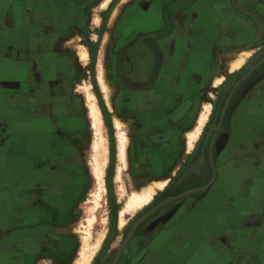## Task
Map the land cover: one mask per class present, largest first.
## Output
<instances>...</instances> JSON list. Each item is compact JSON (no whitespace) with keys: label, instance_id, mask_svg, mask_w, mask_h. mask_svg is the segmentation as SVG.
<instances>
[{"label":"crops","instance_id":"obj_1","mask_svg":"<svg viewBox=\"0 0 264 264\" xmlns=\"http://www.w3.org/2000/svg\"><path fill=\"white\" fill-rule=\"evenodd\" d=\"M237 2L264 21V0ZM112 3L119 6H112L117 21L108 33L112 54L107 68L120 89L117 97L125 116L120 118L134 132L130 142L138 153L140 177L142 62L131 64L130 55L142 51V34L164 31L158 42L165 63L154 88L160 111H177L179 143L181 138L188 143V132L199 123L205 94L213 96L229 76L235 79L250 69L235 87L213 143L217 154L231 157L221 165L217 186L179 195L205 191L207 199L197 206L176 205L144 216L124 264H264V31L233 0H0V264H21L35 251L34 232L17 233L24 213L39 211L57 225L67 217L66 196L76 193L77 176L61 165L66 161L61 154L72 146L62 123L65 104L52 106L50 97L61 96L60 86L77 77L71 40L81 38L92 23L100 24L98 9L110 11ZM120 51L129 82L136 86H123L114 74ZM241 54V67L217 85V76ZM101 68L99 62L98 72ZM14 73L21 77L10 79ZM198 165L194 159L180 182L194 175ZM35 167L42 169L36 173ZM38 238L44 249L51 245L44 235Z\"/></svg>","mask_w":264,"mask_h":264},{"label":"rangeland","instance_id":"obj_2","mask_svg":"<svg viewBox=\"0 0 264 264\" xmlns=\"http://www.w3.org/2000/svg\"><path fill=\"white\" fill-rule=\"evenodd\" d=\"M100 6L101 3L99 4V7ZM112 6L118 7L119 5L117 6L116 3H112L110 5L111 12L108 10L103 11L99 8L97 14L101 16L100 24L92 23L91 28H85L86 32L82 33L81 38H77L75 42L73 39L71 40L73 43V45H70L72 48L71 56L72 59L75 58V60H77L78 65L77 77L60 86L61 90H64L61 96L56 93L50 97V104H52V106L62 103V105L64 106L65 104L66 107V117H64L62 123L68 128L67 138L71 140L72 146L68 147L64 154H61L65 156L66 160L65 163L61 165H65L67 167L66 169H69L68 171H74L73 173L76 174V193L66 196L68 199V202L66 201L67 217L59 222L58 225L49 222L50 220L39 211L23 214L25 220L20 221L17 233L21 236L22 234H32L34 232L36 237L34 240L35 243L37 242L38 244L31 243L32 249H30L34 251V247L35 251L32 253L30 260H22L21 264H74L80 254L83 244V235H85L84 229L87 225L86 218L90 213V208L94 206L92 202L94 193L97 189V181L91 163V157L94 152L93 143L96 139V134L92 126V117L89 111L86 91L80 88L83 81H89L92 85L91 91L95 93L97 105L101 110L103 123L102 133L108 142L109 148V162L104 179V193L102 195L101 204L96 210L97 218L92 227L93 239L102 232H105V238L100 248L93 256L90 264H117L124 247L134 235L136 227L142 219V212L147 210L157 197V195H155L154 198L142 208L134 209L131 212L127 211L124 215L126 220L125 224L121 226L120 213L124 204V201L120 200L122 183L126 186L128 194H131L133 191L141 189L148 182H151L156 177L162 176L166 171L171 169V165L168 162L169 160L162 161L160 166L153 158L146 157L145 160L142 161V177H140L137 160L138 153L131 147V139L127 148L128 168L123 170V179L117 178L118 166L122 165L119 161L118 130L115 126L114 114L107 105L105 92L98 81V74L102 69L101 68L98 72L99 62H102L105 75L108 76L111 85L113 87L115 85L112 83L111 79L112 72L107 68L110 54H112V51L108 50V33L110 34V31L113 30L117 21L116 18H112ZM107 36L108 38L106 41ZM79 45L86 46L89 49L90 56L87 62L79 58V54L76 50ZM19 76L20 75H15L14 73L12 76L10 75V79H18ZM117 89L118 88L114 87V91L111 92L112 105L116 109L117 115L121 117L120 112H122V107L119 102L116 104V100H118ZM79 103H81L82 109H80ZM4 117L7 118L8 116ZM17 118L18 117H16V119ZM16 119L13 118V120ZM50 120L54 123L55 117L51 115ZM17 121L22 122L23 119L19 118ZM127 126L126 124L125 130L130 138H133L132 133L134 134V132L130 131L128 128L129 126ZM23 141L27 145L26 140ZM35 143L39 144L40 140L37 138ZM172 149L173 145H168L162 151V155L171 156L173 153ZM161 167L163 168L161 169ZM41 169V167H35L34 171L37 173ZM43 170L47 171L48 169L46 168ZM161 191L162 190H159V192ZM21 222L24 223V225H29V227L22 228L21 225L23 224H21ZM42 230H45V234H43L45 241L47 242L49 240L50 242L48 241V244L51 243V245H48V248L45 247V249L39 244L40 239L38 238L39 236H43L41 235Z\"/></svg>","mask_w":264,"mask_h":264},{"label":"flooded vegetation","instance_id":"obj_3","mask_svg":"<svg viewBox=\"0 0 264 264\" xmlns=\"http://www.w3.org/2000/svg\"><path fill=\"white\" fill-rule=\"evenodd\" d=\"M169 24L170 20H166V29ZM163 32V29H161L142 34V45L140 46L142 51L137 50L136 53L131 52L130 55L134 57V59L131 60V64L136 61L142 62V161H144L146 157H151L157 164H160V166L162 161L168 160L171 165V169L163 174V178H166L168 175L171 176L166 187L163 191L158 193L152 205L142 212V218L144 216H154L156 212L162 208L171 209L176 205L185 206L187 203L191 207L197 206L207 199V196L204 197L203 195L205 191H197L187 198L179 197V195L189 189H198L212 183V188L217 186L221 165L231 157L230 154L228 155L226 152L217 154L213 149V143L220 132L222 117L226 110H228L234 97L233 92L235 87L238 85L239 81L250 72V69H248L241 75L239 74L235 79L234 75H231L219 90L213 92V96L210 95L209 92L205 94L206 102H212V111L209 121L196 144L190 149L186 157L183 158L185 155L184 153L187 152L188 143L185 138H181L179 143L178 131L176 130L177 127L175 126L176 124H174L178 116L177 111L174 110L171 113L163 114L160 111V94L154 88L155 82L160 77L165 63L163 49L158 42V40L162 38ZM123 54V52H119L118 59H116L117 64L114 74L117 76V79L121 81L123 86H136L133 82H129L130 80L126 73V68L122 63ZM126 62H130L129 59L126 60ZM116 104H118V100H116ZM120 113L122 118L125 117L123 112ZM168 145H173V153L171 156H164L162 155V151ZM177 148L178 154L175 152ZM194 159L200 162V165L195 168L194 175L180 182L181 175L190 164H192ZM179 161H181V165L176 169ZM143 231L144 229H142V233H144ZM137 233L139 234L138 229H136V234ZM130 241L131 239L124 247L117 264H124V261H126V252L128 251L127 249Z\"/></svg>","mask_w":264,"mask_h":264},{"label":"bare ground","instance_id":"obj_4","mask_svg":"<svg viewBox=\"0 0 264 264\" xmlns=\"http://www.w3.org/2000/svg\"><path fill=\"white\" fill-rule=\"evenodd\" d=\"M106 4L107 3H105L104 5L106 6ZM76 50L79 54V58L87 62L90 56L89 49L86 46L81 45L80 47H77ZM247 54L249 55L250 52H248ZM243 55L244 54L237 55L235 56L234 59L228 62L227 71L224 73L223 72L220 73L215 79V83L217 85H219L223 81L224 77L226 76V73H229L231 71H234L236 68L241 67V65L244 62ZM98 81L101 84L100 86L102 87L103 91L105 92L107 105L114 114L115 126L116 129L118 130L117 137L119 140L118 142L119 158H120V162L122 163V165L118 166L117 178L123 179L122 177L123 170L128 168L127 148L131 138L127 133V131L123 129L126 123L117 115L115 108H113L112 106L111 92H113L114 89L110 84L108 76L105 75L103 68L100 70L98 74ZM80 88L86 91L89 111L92 117V126L95 129L94 132L96 134V139L94 140L93 143L94 152L91 157V163L93 166L94 176L97 181V189L96 192L94 193V198L92 202L94 203V206L92 207L90 206L91 207L89 211L90 213L86 218L87 225L84 229L85 235H83L82 248L74 264H90L93 256L95 255L96 251L100 248L105 238V232H102L99 233L97 237H95V239H93L92 237L94 236H93L92 227L97 218L96 210L101 204L102 195L104 193V179L106 174V168L109 162V148H108V142L102 133L103 123H102L101 110L97 105L96 96L94 95L95 93L91 91L92 85L89 81L85 80L83 81V83H81ZM211 110H212V102H207L204 105V110L201 112L199 123L197 124V126L193 131L188 132L187 134L188 149L187 152L184 153L185 155L183 156V158L186 157L190 149L194 146V142L199 139L202 128L205 125L206 121L208 120ZM180 165H181V161L178 162L176 169H178ZM170 177L171 176L168 175L166 178H157V179L155 178L151 182H148L146 185H144L141 189H137L133 191L131 194H128L126 186L122 183L121 186L122 192H121L120 200L124 201V204L120 213L121 226H123L126 221L124 218L125 213L127 211L131 212L132 210L137 208H142L143 206L148 204L154 198L155 195H158L159 190H163L166 187Z\"/></svg>","mask_w":264,"mask_h":264},{"label":"water","instance_id":"obj_5","mask_svg":"<svg viewBox=\"0 0 264 264\" xmlns=\"http://www.w3.org/2000/svg\"><path fill=\"white\" fill-rule=\"evenodd\" d=\"M233 3H234V5L236 6V8H238L240 11H242V12H246V13L252 15V16L258 21L259 25L261 26V28H262L263 31H264V21H263L258 15H256L254 12H251V11L246 10L245 8H243V7L237 2V0H233ZM263 60H264V57L262 58L261 61H263ZM121 249H122V247H121ZM121 249H120V252H121ZM120 252H119V253H120Z\"/></svg>","mask_w":264,"mask_h":264}]
</instances>
